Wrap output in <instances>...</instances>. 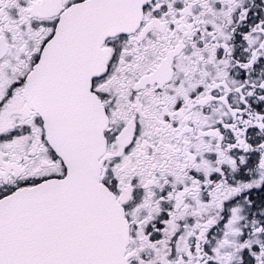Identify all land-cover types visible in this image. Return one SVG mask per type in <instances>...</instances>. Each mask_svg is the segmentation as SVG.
Masks as SVG:
<instances>
[{
	"label": "snow or ice",
	"instance_id": "1",
	"mask_svg": "<svg viewBox=\"0 0 264 264\" xmlns=\"http://www.w3.org/2000/svg\"><path fill=\"white\" fill-rule=\"evenodd\" d=\"M0 264H264V0H0Z\"/></svg>",
	"mask_w": 264,
	"mask_h": 264
}]
</instances>
